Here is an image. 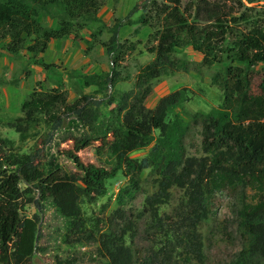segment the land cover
<instances>
[{
    "label": "trees",
    "instance_id": "16d2710c",
    "mask_svg": "<svg viewBox=\"0 0 264 264\" xmlns=\"http://www.w3.org/2000/svg\"><path fill=\"white\" fill-rule=\"evenodd\" d=\"M104 4L0 0V43L17 54L30 40L28 49L38 54L54 40L82 39V30L99 20ZM45 15L57 18L56 25L43 22ZM140 22L153 29L147 50L154 58L140 68L132 90L117 89L121 69L138 49L135 42L121 41L125 24L119 20L103 44L112 57L111 70L83 75L87 86L112 88L106 97L85 93L70 101L59 88L35 87L21 105L22 114L7 121L19 133V143L0 132L1 263L35 264L41 218L23 210L28 203L41 210L42 202L51 201L66 219L63 241L97 243L105 264H205L202 226L217 215L221 195L227 194L234 199L242 247L221 264H264V10L255 12L243 0H191L185 6L183 0H145ZM187 45L202 54L198 65L217 67L212 83L222 100L186 118L176 110L190 98L186 87L154 106L149 101L156 79L196 68L178 55ZM103 104L111 107L108 114ZM65 119L71 132L58 143L56 155L51 148ZM41 125L45 131L38 129ZM197 129L200 155L191 154L188 146ZM91 148L106 157V164L82 159L81 152ZM146 148L145 155L133 156ZM58 155L71 159L81 173L64 172ZM121 177L125 184L116 197L114 219L104 230L91 226L83 202L106 195L109 184ZM148 179L153 192L141 211L128 215L126 207ZM176 189L182 190L181 198L172 212H163ZM142 219L147 243L140 245ZM77 262L74 255H58L53 264Z\"/></svg>",
    "mask_w": 264,
    "mask_h": 264
},
{
    "label": "rangeland",
    "instance_id": "374dc122",
    "mask_svg": "<svg viewBox=\"0 0 264 264\" xmlns=\"http://www.w3.org/2000/svg\"><path fill=\"white\" fill-rule=\"evenodd\" d=\"M191 0H183L185 6ZM254 11L264 10V0H243ZM145 0H105V4L99 12L98 21H90L82 30V39L74 36L61 40H54L44 53H35L28 49L32 41H27L20 53L13 54L5 49V41L0 43V132L4 137H9L19 143V133L7 125V121L22 114L21 105L35 87L44 90L59 88L66 91L70 101H74L85 93H91L97 97H106L108 92L101 91L97 86L84 84L83 75L92 72L109 71L112 68V57L108 54L104 43L111 38V28L114 24L123 20L120 38L122 42H135L138 49L129 60V65L121 69L120 81L117 89L130 91L134 87V81L140 68L154 58V54L147 50L149 36L153 29L140 22L144 12ZM47 25L54 26L57 18L45 15L41 17ZM131 23H128V21ZM102 31V33H99ZM178 55L183 56L194 63L195 67L190 72L180 71L174 75L162 76L154 81V93L149 104L154 106L158 100L177 89L186 87L189 89L190 98L182 106L176 108L184 117L197 112L209 111L216 107L222 100V93L212 83V75L216 66L208 68L200 66L202 54L191 45L178 49ZM54 67L46 68L45 64ZM111 107L102 105L105 114ZM38 129L46 130L45 125ZM71 130L68 127V119H65L63 127L57 132L51 152L57 155L58 143ZM76 132V131H75ZM201 135L195 130L189 139V152L200 155ZM32 141L26 143L27 147ZM149 148L133 153V156H143ZM85 162H93L97 165L106 164V157L100 158L94 149L81 152ZM64 172L81 173L76 164L66 156H57ZM142 178H147L148 172H144ZM109 184L108 193L98 197L94 201L83 202V209L91 226L99 225L104 230L109 218L114 219L113 212L117 208L116 197L120 188L125 184L123 177L113 180ZM144 191L139 193L127 207L129 215L131 211L139 212L143 209L147 194L153 192L154 184L148 179L144 181ZM251 191V194H254ZM37 196V194H35ZM182 190L174 191V198L170 204L162 207L163 212H172L174 206L181 198ZM234 199L227 194L221 195L220 206L217 215L209 219L202 226L204 234L205 251L207 260L205 264H221L230 260L241 249L242 241L237 229L236 214L233 212ZM41 210L34 203H28L24 208V214L32 216L38 213L41 218V237L39 249L34 256L35 264H53L56 256H76L77 264H105V259L98 252V244L69 245L63 241L66 219L59 213L51 201L42 202ZM121 222V219H116ZM137 242L146 244L145 221L142 219L139 225ZM0 264H3L0 262Z\"/></svg>",
    "mask_w": 264,
    "mask_h": 264
}]
</instances>
